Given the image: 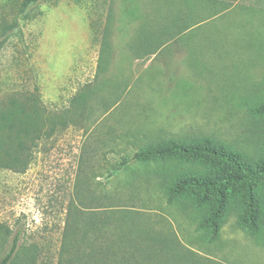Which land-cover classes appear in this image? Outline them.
I'll return each instance as SVG.
<instances>
[{
	"label": "rangeland",
	"instance_id": "rangeland-1",
	"mask_svg": "<svg viewBox=\"0 0 264 264\" xmlns=\"http://www.w3.org/2000/svg\"><path fill=\"white\" fill-rule=\"evenodd\" d=\"M21 1L0 0V25L17 20L19 30L0 51V100L32 94L67 126L39 142L24 173L0 170V223L11 237L22 231L15 264H60L67 241L68 257L88 253L75 244L82 222L65 238L72 213L83 211H113L119 222L123 214L142 237L173 235L205 264H264V230L238 228L236 209L211 243L196 231L204 210L189 199L166 203L161 182L200 173L196 165L133 161L104 180L113 159L170 139L207 138L264 157V118L250 112L264 103V0H47L25 19ZM163 31L176 38L154 55L137 53L139 39Z\"/></svg>",
	"mask_w": 264,
	"mask_h": 264
},
{
	"label": "trees",
	"instance_id": "trees-1",
	"mask_svg": "<svg viewBox=\"0 0 264 264\" xmlns=\"http://www.w3.org/2000/svg\"><path fill=\"white\" fill-rule=\"evenodd\" d=\"M46 1L22 0L19 9L21 18H27L33 7ZM17 31V20L0 25V51ZM192 35L189 32L186 37L192 38ZM107 36L108 31L103 40V50L108 48ZM148 36L139 39L135 49L137 53L147 54L150 51L149 54L154 55L170 43L171 37L176 38L166 31ZM177 36L180 41L183 40L182 33ZM40 106L37 96L32 94H15L0 100V170L24 173L34 159L39 142L63 126L61 114L49 112ZM250 112L253 117L264 118V103ZM167 159L180 160L200 168V173L175 175L161 184L168 205L189 199L195 209L204 210L196 231L207 232L209 242L218 240L223 219L232 208L239 213L238 228L251 236L264 230V157L250 160L207 138L189 142L170 139L141 148L131 157L113 159L104 180L112 181L133 161L148 163ZM72 214L65 238L68 240L70 235L75 234L82 222V238L75 244H86L88 253L81 251L68 257L73 245L67 241L63 245L60 264H160L162 261L173 264L174 261L167 257L177 253H183L182 264H192L191 261L205 264L194 260L195 254L181 248L173 235L161 240L153 231L144 229L141 230L142 237L137 229L127 225L123 214L121 222L113 221V211H83L78 217L74 212ZM128 231L132 232L133 237L129 238ZM11 234L10 228L0 223V249L11 239L0 264H15L18 258L22 231L19 229L12 237ZM25 264H35L34 258Z\"/></svg>",
	"mask_w": 264,
	"mask_h": 264
}]
</instances>
